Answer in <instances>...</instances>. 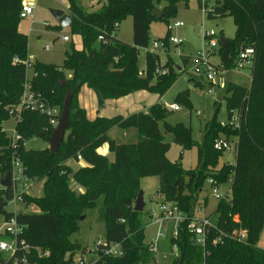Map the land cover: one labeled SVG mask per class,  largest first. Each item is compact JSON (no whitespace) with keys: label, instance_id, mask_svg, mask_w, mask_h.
Returning a JSON list of instances; mask_svg holds the SVG:
<instances>
[{"label":"trees","instance_id":"trees-1","mask_svg":"<svg viewBox=\"0 0 264 264\" xmlns=\"http://www.w3.org/2000/svg\"><path fill=\"white\" fill-rule=\"evenodd\" d=\"M182 1L188 5L189 0H106L98 11L89 12L79 0H68L70 29L81 37L82 49L73 46L60 66L34 62V76L28 82L24 61L29 58V40L19 29L24 1L0 0V177L10 171V160L16 154L28 177L35 183L44 182L42 197H27L39 213L18 216L20 223L27 226L28 244L50 251V257L41 264H71L76 252L85 251L71 237L79 232V222L86 211L94 209L101 197L106 208L105 242L99 245L98 257L89 264H155L157 258L151 245L145 243L143 213L135 211L141 181L148 177L160 178L159 192L164 201L176 204L185 216L177 236L171 237V246L178 248L173 264H264V248L259 245L264 230V0H218L211 9L207 2L199 0L208 18L230 16L234 20L235 38L225 47L221 45V62L231 69L238 68L239 55L247 48L254 49V57L251 87L225 84L224 99L232 122L223 125L214 118L207 125L195 169H184L180 162L169 159L171 145L165 142L161 122L165 133L174 135L184 150H191L197 142L190 127L168 124L165 120L169 111L159 104L147 112L95 120H90L79 104L83 86L95 92L99 108L108 100L139 91L165 96L177 77L156 73L170 68L171 63L162 67L160 55L148 51L151 24L155 20L169 23ZM156 8L164 11L161 19L153 16ZM128 16L133 19L132 43L114 36ZM169 37L168 30L165 40ZM141 49L147 50L144 71L139 67ZM27 83L33 93L61 112L70 99L69 125L56 153L49 147L33 150L25 146L30 139L43 135L48 141L53 134L48 117L39 112H21L16 124L20 139L15 147L4 131L3 125L11 119L13 108L20 105ZM188 96V91L180 93L176 104L182 101L189 106ZM115 128L136 129L138 142L118 144L110 136ZM221 134L238 140L235 163L219 168L225 151L216 150L214 144ZM106 144L112 160L98 152ZM79 157L87 166L74 168L69 164L80 162ZM210 179L219 186L229 183L230 196L218 201L211 216L214 228L201 246L189 226ZM73 182L85 192L77 194L71 187ZM9 192L11 198L13 193ZM6 203L0 197V212H5ZM206 204L207 198L203 206ZM241 231L247 233L243 241L235 235ZM219 237L221 240L215 243ZM112 244H120L123 256L105 255L103 251Z\"/></svg>","mask_w":264,"mask_h":264},{"label":"rangeland","instance_id":"rangeland-1","mask_svg":"<svg viewBox=\"0 0 264 264\" xmlns=\"http://www.w3.org/2000/svg\"><path fill=\"white\" fill-rule=\"evenodd\" d=\"M207 2L208 9L214 8L218 0H203ZM27 2V1H24ZM80 4L86 11H98L105 4L106 0H79ZM35 7L34 18L22 19L19 25L20 32L28 36V56L33 57L36 61L44 64L62 65L64 63L66 53L70 52L74 46L76 49L81 48L82 39L78 35H74L70 27H60L59 21L54 17L53 10H61L68 12V0H33L30 2ZM177 22L184 23V27L175 28ZM49 26V27H48ZM200 28V32L198 29ZM170 30V37L177 38L181 42L180 45L170 43L169 51L159 50L155 52L161 57V66L170 62V68L165 70H157L158 76H164L168 73L175 74L177 77L176 83L166 93L165 96L160 97L152 94L145 96L147 109L154 104H159L161 107L166 105L176 104L177 96L180 93L188 91L190 105L180 101L178 105L180 110L169 111L166 122L171 125L183 123L190 127L193 131V140L197 142L191 150H184L182 146L177 144L174 140V135L167 134L164 131V122L160 123L161 131L164 135L165 142L171 145L168 157L173 162H180L184 169H195L198 165L199 149L202 145L203 138L206 132L207 125L215 118L216 122L223 125H228L232 122L229 118L225 96V84L233 82L244 87H251L252 83V62H248L245 67L238 66L236 69L226 67L220 60V47L216 48L214 55L210 57V63L215 68L220 69L223 74H219L215 78L214 85L200 79L193 74L194 68L198 65L197 55L199 52L206 50L208 46L205 41V34L214 32L217 38H225L232 40L235 38L236 26L234 20L230 16L223 18H208L207 13L203 10L202 4L199 0H189L188 5L185 2L178 4L177 13L166 21L155 20L151 24L150 31V46L153 47L154 42L163 41ZM114 36L126 43L133 42V19L128 16L124 20L119 29L114 33ZM64 37H69L70 41H64ZM99 44H97L98 46ZM49 47V50L46 48ZM149 51V50H148ZM146 49H141L139 57L140 71H144L146 66ZM28 60V59H27ZM180 67V68H179ZM141 75H144L141 72ZM34 76L33 68H28L27 79L28 82ZM194 79V82L191 81ZM156 98V99H155ZM86 108L90 117L97 115L98 105L95 97V102L92 99L86 101ZM120 109V106H109L107 114ZM120 110H123L121 108ZM16 116L11 117L9 121L4 123L3 127L9 137L14 136L16 131ZM235 118V115H234ZM234 122V120H233ZM237 124V122H235ZM235 124V125H236ZM232 126V125H231ZM120 130L119 132H117ZM135 131V130H133ZM124 130L115 128L110 132V136L117 141L118 144H129L135 142L138 136L134 139H128L123 136ZM227 139L231 140L232 150L225 151L219 162V168L224 164H233L236 161L235 143L238 138L235 136H226L221 134L216 140ZM27 149L44 150L50 147L47 140L43 138L30 139L25 144ZM74 168H77L74 164ZM74 183V182H73ZM76 183V182H75ZM32 188L29 194L34 197H42L44 195V182L31 183ZM79 185V184H78ZM72 187V186H71ZM217 193L225 194L230 192V185L223 184ZM141 188L144 193L145 209L142 212V219L145 225V243L147 245L155 244L159 235L161 237L160 252L156 255L159 264H173L177 257V252L172 251L171 237L175 230V223L167 221L163 225L157 223L159 214V204L164 201L160 194V178L148 177L141 181ZM73 189V188H72ZM79 190V187H77ZM207 198V204L204 205V200ZM200 210L197 214L201 217H211L215 211L218 200L215 198L214 190L206 185L205 189L200 195ZM34 206L26 207L20 203L11 204L8 206L10 211L32 213ZM153 214L155 216H153ZM153 217H152V216ZM106 233V208L104 198L101 197L94 209L87 210L85 219L79 222V232L71 237V240L82 245L94 255L98 245L105 242ZM81 252L77 253L76 258L80 257ZM164 254L167 258H164ZM86 258L90 259L89 255Z\"/></svg>","mask_w":264,"mask_h":264},{"label":"built area","instance_id":"built-area-1","mask_svg":"<svg viewBox=\"0 0 264 264\" xmlns=\"http://www.w3.org/2000/svg\"><path fill=\"white\" fill-rule=\"evenodd\" d=\"M34 11L35 7L31 5L30 2H24L21 12V18L23 20L30 18L33 20ZM174 27L182 28L184 27V23L177 22L175 23ZM204 38L207 42L206 45L209 48L208 51L203 50L196 56L198 65L194 68L193 74L200 79L214 85L216 76H218L220 73L223 74V72L220 69L215 68V66L210 63V57L214 55V51L216 50V48L221 46V41L220 38H217V34L214 32L206 33ZM63 40L68 42L70 41V38L64 37ZM170 43L180 45L181 42L177 38L168 40L164 39L160 42H154L153 47L149 48L148 50L152 53L159 52V50L169 51ZM46 50H49V47H47ZM253 57L254 49L247 48L243 50L239 55L238 64L241 67H245L248 62H251ZM15 62H20V60L16 59ZM33 63L34 60L31 57H29L28 60L24 61V64L27 66V68H33ZM29 85V83L25 85V91L21 98L20 105L16 108H13V110L11 111L12 115L17 117L15 119L16 124L18 122L17 119L21 118V112L23 110H29L32 112H39L48 117L50 126L55 129L56 127H58L60 122L61 110L58 107H53L46 101H44L40 94L33 93L30 90ZM165 108L169 111L180 110V106L178 104L166 105ZM235 122H237L236 116L234 118V123ZM19 139L20 137L18 136L16 130L14 136L11 137L13 147H15V144ZM236 144L237 142L235 143V148ZM214 147L218 151H231L233 146L231 140L219 139L216 140ZM79 160L82 161V158L79 157ZM9 165L10 171H8L7 173H10V186L4 187L0 183V197H3L7 201L4 207L5 212H0V264H41L43 260L50 257V251L41 248H33L30 244H28L25 238L27 226L20 223L18 218L19 215L25 214L26 212L18 213L16 211H10L8 209L9 205L20 203L26 207L34 206L35 208L32 213H39V208L33 202H29L27 200V197H34L29 194V190L32 188L31 183L35 184V182L28 177V175L26 174V168L24 167L21 159L16 154L13 155ZM7 173L0 177V181L6 178ZM208 185L214 190L215 198L218 201L227 199L230 196V192H226L225 194L217 193L220 188L217 187L216 182L213 179L208 180ZM9 191L13 193V196L11 198L8 197L10 193ZM153 216L155 215L153 214ZM156 221L161 225H163L167 221L174 222L175 230L173 234L174 236H177V228L181 223L185 221V216L180 212L176 204L163 201L159 204V214ZM212 228H214V224L211 217H201L199 216V214L195 215L192 223L189 226V229L196 237V243L201 246L205 245L206 239ZM235 235L238 237L239 241H243L247 238V233L245 231L236 232ZM161 237H163V235H159L156 243L150 246V250L155 254V256L160 252L159 241ZM220 240L221 238L219 237L215 241V243ZM99 245L97 250L94 251V255H91V251H89L88 249H85L84 252H76L71 264H89L93 257H98ZM177 249L178 248L176 245L172 246L173 252H177ZM79 252H81L80 257L76 258V255ZM103 252L105 253V255L110 257L123 256V251L120 247V244H112ZM87 255H89L91 258H86ZM70 256L71 255L68 254L67 258L69 259ZM163 256L164 258H167L166 254H164ZM155 264H159L158 261Z\"/></svg>","mask_w":264,"mask_h":264},{"label":"crops","instance_id":"crops-1","mask_svg":"<svg viewBox=\"0 0 264 264\" xmlns=\"http://www.w3.org/2000/svg\"><path fill=\"white\" fill-rule=\"evenodd\" d=\"M66 14H70L69 10ZM81 49H82V45H81V48H79L78 50H81ZM31 58L34 60V62H36V60L33 57H31ZM148 94H152V93H149L147 91H139V92H136L134 94L123 97V98L118 99V100H108L105 103V106L103 108L98 107V110L96 111L98 116L95 115L94 117H90L88 110L86 108V104H84V103H86V101H88L89 98L94 100V102H95V97H96L97 105H98V98H97V95L95 94V92L93 90L89 89L87 86H83L81 91H80V94H79V104L82 108H84L87 111V116L90 120H95L98 117L113 118V117H116L119 115L127 117V116L135 114V113L148 111L147 105H146V99H145V96H147ZM152 95L159 96L157 94H152ZM111 105H115L117 107L120 106V109L121 108L125 109L124 110L125 112H123V110L116 108L115 111L111 112V114H107L106 111L109 108V106H111ZM133 130H135V131H133ZM119 131L120 130H118L117 132H119ZM123 136L125 138L127 137L128 139H133V138L135 139L138 136L137 140L135 142H132V143H137L139 140V134H138V131L136 129L124 130ZM123 144H125V143H123ZM98 152L103 156H107L111 160L113 159V155L109 151L108 144L102 146L98 150ZM69 164L70 165L74 164L77 167L87 166V163L83 160L78 162V163L77 162H70ZM71 186L77 194H83L85 192L84 188L75 182L72 183ZM77 187H79V190H77ZM259 245H260V247L264 248V230L262 232Z\"/></svg>","mask_w":264,"mask_h":264},{"label":"water","instance_id":"water-1","mask_svg":"<svg viewBox=\"0 0 264 264\" xmlns=\"http://www.w3.org/2000/svg\"><path fill=\"white\" fill-rule=\"evenodd\" d=\"M27 2H32L33 0H23ZM54 17L59 21V26L62 27H71L72 25V15L71 14H66L64 11L61 10H53L52 11ZM164 15V11L160 8H156L153 11V16L156 17L157 19H161ZM200 32V28L198 29ZM221 45L222 47H225L228 43L229 40L225 38H220ZM180 68V67H179ZM70 121V99L67 98L63 111L61 112V117H60V122L58 127H56L53 131L52 136L48 139V142L50 144V150L53 153H56L63 142L66 134V130L68 128ZM44 136L42 135L41 138ZM74 175H72V178ZM1 185L4 187H9L10 186V173H7L6 178L2 179L0 181ZM145 209V200H144V193L141 190L139 193V196L136 200L135 204V211L137 212H143ZM85 217H82V220H84Z\"/></svg>","mask_w":264,"mask_h":264}]
</instances>
